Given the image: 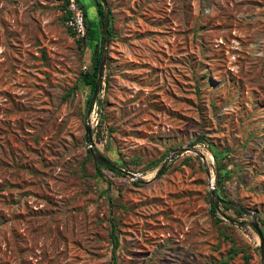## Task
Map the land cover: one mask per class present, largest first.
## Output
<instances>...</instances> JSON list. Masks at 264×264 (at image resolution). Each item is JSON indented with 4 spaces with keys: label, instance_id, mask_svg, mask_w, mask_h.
Segmentation results:
<instances>
[{
    "label": "rangeland",
    "instance_id": "rangeland-1",
    "mask_svg": "<svg viewBox=\"0 0 264 264\" xmlns=\"http://www.w3.org/2000/svg\"><path fill=\"white\" fill-rule=\"evenodd\" d=\"M69 1L0 0V264H262L264 0H106L90 114Z\"/></svg>",
    "mask_w": 264,
    "mask_h": 264
},
{
    "label": "trees",
    "instance_id": "trees-1",
    "mask_svg": "<svg viewBox=\"0 0 264 264\" xmlns=\"http://www.w3.org/2000/svg\"><path fill=\"white\" fill-rule=\"evenodd\" d=\"M76 2L78 3V5L82 7L83 22L85 26V36L79 38L77 42L79 45L87 44L86 45L87 47L88 46L92 47L90 65L87 68V70L80 75V82L82 83L84 87L89 89V95L86 100V107H87L91 102L92 93L94 90V86L96 84V79H97L98 69H99L100 54H101L102 25H103V8H102L101 3L95 0H76ZM110 22H111V14L109 18V29L107 33V42L112 37V28H111ZM99 113L101 114V117L99 120V123H100L101 120L104 118V116L100 109H99ZM95 152L98 153V151H95ZM88 156L92 157L90 153V149H88ZM213 156L215 159H218V156L214 151H213ZM106 159L109 160L108 158ZM109 161L112 162L111 160ZM98 164L104 166L102 163H98ZM219 170H220V167H219ZM219 175H220V172H219ZM218 184H221V178L218 179ZM230 209H232L238 216H242L244 214L242 209L238 206H234L233 208L231 207ZM214 210H215V207L213 206L212 212H214ZM113 245H114V248H117L118 246V242L114 236H113ZM245 259L247 260L248 257L246 256Z\"/></svg>",
    "mask_w": 264,
    "mask_h": 264
},
{
    "label": "water",
    "instance_id": "water-1",
    "mask_svg": "<svg viewBox=\"0 0 264 264\" xmlns=\"http://www.w3.org/2000/svg\"><path fill=\"white\" fill-rule=\"evenodd\" d=\"M95 1H99L102 5L103 8V25H102V37H101V54H100V62H99V69H98V75H97V79H96V84L94 86V90L92 93V98H91V102L89 104V108H88V114L91 113L93 106L95 104L96 98L98 96L99 90L103 85V78H104V68H105V58H106V38H107V33H108V29H109V18H110V14H109V7H108V3L106 0H95ZM86 132L88 134V139L89 142L92 144V140H91V131H90V126L89 124L86 126ZM90 153L92 155V158L98 162V163H102L105 167H107L108 169L117 172V173H121L124 174L126 176L131 177L132 179H135L137 181H141V179L139 178V175L131 173L129 171H126L120 167H118L117 165L113 164L112 162H110L109 160H107L102 154L100 153H96L93 149V146H90ZM188 151H193L194 153H197V151H195L192 147H182V148H178L176 150L173 151V153L169 154L168 157L163 161V163L160 165V167L157 170V173L155 174L154 179L158 178L161 173L163 172V170L165 169V167L171 162L173 161L176 157L182 155L185 152ZM198 155H200L199 153H197ZM215 188H211V195L214 197V199H218V197L215 194ZM242 211L245 213L246 211H244L242 209ZM247 213V212H246ZM251 226L255 229V231L258 234L259 237V241H260V254H261V260H262V264H264V238L262 235V232L259 228V226L257 225L256 222L251 223Z\"/></svg>",
    "mask_w": 264,
    "mask_h": 264
},
{
    "label": "built area",
    "instance_id": "built-area-1",
    "mask_svg": "<svg viewBox=\"0 0 264 264\" xmlns=\"http://www.w3.org/2000/svg\"><path fill=\"white\" fill-rule=\"evenodd\" d=\"M69 10L72 14L71 25L73 29L75 30L78 37L80 38L84 37L85 36V26L83 22V14H82V10L76 4L75 0L69 1Z\"/></svg>",
    "mask_w": 264,
    "mask_h": 264
}]
</instances>
